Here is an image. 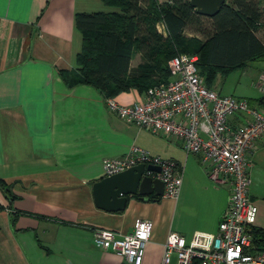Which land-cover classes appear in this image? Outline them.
Masks as SVG:
<instances>
[{"label": "crops", "instance_id": "0c3cea01", "mask_svg": "<svg viewBox=\"0 0 264 264\" xmlns=\"http://www.w3.org/2000/svg\"><path fill=\"white\" fill-rule=\"evenodd\" d=\"M110 7L102 0H0V179L10 190L8 197L0 188V264H129L96 246L92 231L123 234L142 219L151 222V236L141 264H161L169 232L186 238L195 231L214 232L227 206L229 183L213 182L199 154L108 110L109 96L98 88L68 85L60 76V69L76 67L81 46L75 12ZM161 26L157 30L165 34ZM262 27L264 21L256 35L264 42ZM259 58L264 55L249 61ZM144 62L134 51L130 71ZM226 73L218 71L210 87L221 93L215 80ZM263 73L264 67L256 71L254 82ZM152 78L166 81L157 74ZM144 93L131 87L111 97L130 104L143 101ZM247 118L235 112L229 121L236 126ZM131 144L175 161L181 172L178 193L158 200L129 194L118 211L96 206L92 184L104 176V159L124 156ZM250 179L249 198L257 207L252 227L264 229V138L257 140Z\"/></svg>", "mask_w": 264, "mask_h": 264}, {"label": "built area", "instance_id": "2783aa9c", "mask_svg": "<svg viewBox=\"0 0 264 264\" xmlns=\"http://www.w3.org/2000/svg\"><path fill=\"white\" fill-rule=\"evenodd\" d=\"M197 54L179 52L167 60L170 79L145 89L143 101L119 103L106 98L108 110L155 134L180 140L186 152L197 153L207 166L213 181L229 183L227 206L214 232L195 231L186 238L171 231L163 244L161 264H264V245L252 236L257 207L249 198L250 167L257 140L264 138V107L251 106L248 99L221 94L206 85L199 73ZM264 95V73L255 82ZM247 115L232 126L229 116ZM143 162L159 166L146 170L163 181V195L175 196L181 172L174 160L165 159L131 144L121 157L105 158L103 174L121 171ZM151 222L138 220L131 232L117 233L109 228H94L92 240L103 249H111L129 264H141Z\"/></svg>", "mask_w": 264, "mask_h": 264}, {"label": "trees", "instance_id": "16d2710c", "mask_svg": "<svg viewBox=\"0 0 264 264\" xmlns=\"http://www.w3.org/2000/svg\"><path fill=\"white\" fill-rule=\"evenodd\" d=\"M102 1L116 9L74 14V25L82 36L76 67L59 70L68 85L89 84L105 96L131 87L141 91L157 83L154 74L166 80L167 60L186 52L197 54L199 73L210 87L218 71L229 72L264 55V42L256 35L264 16L262 0H224L213 16L197 13L189 0ZM204 18L209 19L208 27ZM157 23L163 25L165 34L157 30ZM134 51H139L145 62L131 72L129 61ZM248 101L264 107V96ZM0 188L10 197L9 187L1 179ZM252 236L258 245H264L263 228L252 227Z\"/></svg>", "mask_w": 264, "mask_h": 264}, {"label": "water", "instance_id": "95a60500", "mask_svg": "<svg viewBox=\"0 0 264 264\" xmlns=\"http://www.w3.org/2000/svg\"><path fill=\"white\" fill-rule=\"evenodd\" d=\"M224 0H189L199 14L213 16ZM158 171L159 166L139 162L121 171L104 175L92 184V196L96 206L118 211L125 207L129 194H140L145 199L150 194L162 195L163 181L148 175L145 171Z\"/></svg>", "mask_w": 264, "mask_h": 264}, {"label": "rangeland", "instance_id": "374dc122", "mask_svg": "<svg viewBox=\"0 0 264 264\" xmlns=\"http://www.w3.org/2000/svg\"><path fill=\"white\" fill-rule=\"evenodd\" d=\"M262 5L264 6V0H262ZM110 9H114V7H110ZM262 21H264V19H262ZM203 22L207 27L210 24L208 18H204ZM156 27L157 29L159 28L162 29L160 23H157ZM262 29L264 30V27H262ZM188 32L191 33L192 31L188 30ZM258 33H259L258 35L262 37L260 32ZM263 65H264V59L261 58L253 61H249L248 65L244 68L233 69L232 71L224 75H218L216 77L215 83H218V86H221L222 94L243 93L246 96L255 97L261 94V91L255 85L256 80L254 82L253 79L255 78L253 77V74L256 73V71L262 69V67H264Z\"/></svg>", "mask_w": 264, "mask_h": 264}]
</instances>
